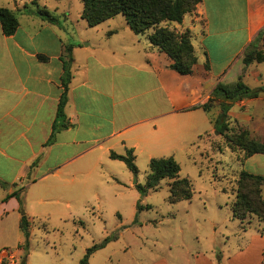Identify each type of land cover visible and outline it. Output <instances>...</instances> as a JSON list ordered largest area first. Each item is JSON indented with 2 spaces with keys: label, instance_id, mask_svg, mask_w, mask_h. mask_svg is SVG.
I'll use <instances>...</instances> for the list:
<instances>
[{
  "label": "crops",
  "instance_id": "1",
  "mask_svg": "<svg viewBox=\"0 0 264 264\" xmlns=\"http://www.w3.org/2000/svg\"><path fill=\"white\" fill-rule=\"evenodd\" d=\"M6 5L0 7L9 9ZM12 12L18 20L15 32L5 36L0 26V247L12 245L7 243L15 229L19 235L13 243L20 246L24 240L12 193L23 194L30 222L48 199L65 208L70 202L89 205L99 166L106 163L105 174L113 180L121 173L113 163L121 161L110 159L111 151L132 149L135 159L142 155L148 162L168 156L178 162L183 155L194 159L190 148L215 132L209 115L197 106L234 68L236 79L244 83L261 78L256 67L243 75L240 64L245 49L264 35V0H200L194 16L201 24L190 16L180 24L169 23L192 33L196 62L189 75L171 69L172 60L149 43L152 28L136 35L125 20L115 22L118 15L92 28L83 20L79 34L65 31L60 21L69 12L55 10L56 23ZM68 45L70 80L59 118ZM256 100L235 103L248 105L251 131L264 129V115L252 112ZM34 186L39 187L29 197ZM8 264H20V259L15 255Z\"/></svg>",
  "mask_w": 264,
  "mask_h": 264
},
{
  "label": "rangeland",
  "instance_id": "2",
  "mask_svg": "<svg viewBox=\"0 0 264 264\" xmlns=\"http://www.w3.org/2000/svg\"><path fill=\"white\" fill-rule=\"evenodd\" d=\"M32 1L52 16H58L57 19L59 13L55 10L69 12L66 19L60 18L65 31L80 34L85 28L79 14L81 0H0V4H7L14 12H27L35 9ZM195 11L196 7L184 16L201 24L198 15L194 16ZM118 20L125 18L119 14L115 22ZM167 26L177 33L188 30ZM195 32L198 40L200 33ZM189 34L192 44V33ZM254 47L264 51L260 38ZM240 67L243 75L256 67L261 75L259 83L250 78L245 84L252 89L264 88V62L244 66L241 58ZM235 71L236 68L224 79L225 83L237 80ZM219 102L220 98L214 99L209 111L212 120L220 112ZM232 106L233 115L230 116L229 109L228 130L224 135L213 132L201 137L190 148L194 159L178 157L179 177L187 178L192 185L190 200L170 203L167 179L142 195L135 187L144 185L148 171V160L142 155L134 161L136 174L126 170L123 163L113 162L121 166L116 180L105 174L108 166L103 163L98 168L96 189L88 198L89 205L81 207L70 202V208H65L53 199L46 200L40 215L30 216L27 246L13 243L19 235L15 229L13 239L7 243L12 245L0 250H13L26 264H78L88 248L109 237L107 244L91 254L88 264H264V219L249 215L240 221L231 214L239 173L244 170L264 176V155L243 160L242 150L228 142L243 130L250 138L260 140L264 129L250 130L253 123L248 124V116L252 114L248 105ZM253 106V114L264 115V92L258 93ZM37 187L29 190V197ZM260 194L264 199V185ZM137 203L142 209L137 210Z\"/></svg>",
  "mask_w": 264,
  "mask_h": 264
},
{
  "label": "trees",
  "instance_id": "3",
  "mask_svg": "<svg viewBox=\"0 0 264 264\" xmlns=\"http://www.w3.org/2000/svg\"><path fill=\"white\" fill-rule=\"evenodd\" d=\"M82 8L80 18L85 21L89 28L100 23L122 15L125 18L130 30L136 35L144 34L152 28L147 39L149 43L159 51L164 52L171 60L170 68L181 75L192 73V67L196 62V56L190 41V32L185 30L181 33L169 29L166 24H180L184 15L195 9L200 0H81ZM35 9L27 11L36 15L41 20L56 23L57 18L52 16L45 8H40L35 1H32ZM165 23V25H162ZM0 26L5 36L12 35L18 27L16 15L5 7H0ZM261 39L264 45V35L259 34L254 41L245 49L242 56V64L248 66L251 63L264 62V51L254 47V42ZM71 45L65 47V58L63 65L64 75L62 77L63 91L59 98L56 115L63 117V106L66 101V91L70 80L69 64L72 60ZM207 67V65H205ZM264 92V88H249L239 77L233 83H218L211 96L197 108H201L209 115L214 99L220 98L218 103L220 112L212 120L213 129L217 134L224 135L228 130V111L232 104L246 98H256L258 93ZM210 117V115H209ZM53 140V132L48 140ZM228 142L242 150V159L256 154L264 155V133L260 140L249 137L247 131L243 130L238 135L230 137ZM110 159L123 162L132 174H136L137 169L134 163L135 156L132 149L125 151V154L109 153ZM180 166L172 157L152 158L148 162V171L145 176L143 186L135 185L138 191L145 195L148 191L158 187L161 180L167 179L169 190V202L176 203L182 200H190L192 197V185L187 178L179 177ZM264 185V176L255 175L242 170L237 179V189L235 201L232 205L231 214L234 219L244 220L246 216L256 215L261 220L264 219V199L261 197L260 188ZM19 203L20 220L18 227L22 232L24 241L22 247H26L29 238V221L23 210V194L20 191L12 193ZM137 210L142 209L140 204H136ZM110 241L106 237L98 244L92 245L85 252L78 264H88L89 257L97 249L103 247ZM20 264H25V259H21Z\"/></svg>",
  "mask_w": 264,
  "mask_h": 264
},
{
  "label": "built area",
  "instance_id": "4",
  "mask_svg": "<svg viewBox=\"0 0 264 264\" xmlns=\"http://www.w3.org/2000/svg\"><path fill=\"white\" fill-rule=\"evenodd\" d=\"M15 252L10 249H2L0 250V264H8V261L14 259Z\"/></svg>",
  "mask_w": 264,
  "mask_h": 264
},
{
  "label": "water",
  "instance_id": "5",
  "mask_svg": "<svg viewBox=\"0 0 264 264\" xmlns=\"http://www.w3.org/2000/svg\"><path fill=\"white\" fill-rule=\"evenodd\" d=\"M214 133H216V132H214Z\"/></svg>",
  "mask_w": 264,
  "mask_h": 264
}]
</instances>
